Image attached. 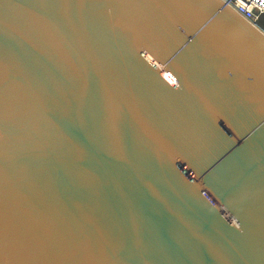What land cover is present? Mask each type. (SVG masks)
<instances>
[{
  "label": "water",
  "instance_id": "water-1",
  "mask_svg": "<svg viewBox=\"0 0 264 264\" xmlns=\"http://www.w3.org/2000/svg\"><path fill=\"white\" fill-rule=\"evenodd\" d=\"M0 264H264V32L222 0H0Z\"/></svg>",
  "mask_w": 264,
  "mask_h": 264
},
{
  "label": "built area",
  "instance_id": "built-area-1",
  "mask_svg": "<svg viewBox=\"0 0 264 264\" xmlns=\"http://www.w3.org/2000/svg\"><path fill=\"white\" fill-rule=\"evenodd\" d=\"M251 25L264 32V0H222Z\"/></svg>",
  "mask_w": 264,
  "mask_h": 264
}]
</instances>
